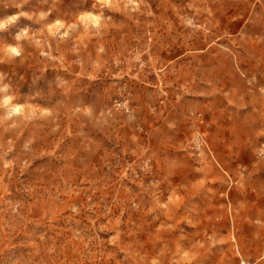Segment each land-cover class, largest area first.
Returning <instances> with one entry per match:
<instances>
[{
  "label": "rangeland",
  "instance_id": "1",
  "mask_svg": "<svg viewBox=\"0 0 264 264\" xmlns=\"http://www.w3.org/2000/svg\"><path fill=\"white\" fill-rule=\"evenodd\" d=\"M0 264H264V0H0Z\"/></svg>",
  "mask_w": 264,
  "mask_h": 264
},
{
  "label": "clouds",
  "instance_id": "2",
  "mask_svg": "<svg viewBox=\"0 0 264 264\" xmlns=\"http://www.w3.org/2000/svg\"><path fill=\"white\" fill-rule=\"evenodd\" d=\"M12 19H15V17H13ZM6 23H8V21H6Z\"/></svg>",
  "mask_w": 264,
  "mask_h": 264
}]
</instances>
